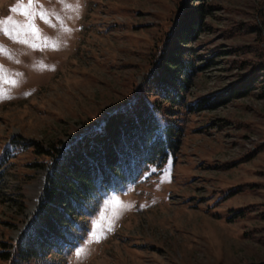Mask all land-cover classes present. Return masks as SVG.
Listing matches in <instances>:
<instances>
[{
  "label": "rangeland",
  "instance_id": "obj_1",
  "mask_svg": "<svg viewBox=\"0 0 264 264\" xmlns=\"http://www.w3.org/2000/svg\"><path fill=\"white\" fill-rule=\"evenodd\" d=\"M179 1L32 0L29 9V0H0V264H12L7 251L46 174L37 164L43 155L22 150L11 136L66 142L112 111L141 81ZM206 3L214 6L194 45L208 64L194 78L193 99L240 79L253 66L242 61L258 58L264 46V0ZM262 72L248 94L188 114L178 153L108 190L72 247L20 264H262Z\"/></svg>",
  "mask_w": 264,
  "mask_h": 264
},
{
  "label": "trees",
  "instance_id": "obj_2",
  "mask_svg": "<svg viewBox=\"0 0 264 264\" xmlns=\"http://www.w3.org/2000/svg\"><path fill=\"white\" fill-rule=\"evenodd\" d=\"M213 6L206 0H180L132 94L112 111L101 113L78 136L46 145L11 136L22 150L43 155L37 164L47 170L32 215L7 251L13 253L12 264L42 259L55 247H72L108 190H121L145 169L178 153L188 114L242 97L256 87L264 70L261 45L258 58L242 61L253 66L240 79L214 94L191 97L194 78L208 64L194 42ZM258 14L264 27V3ZM259 39L263 41L262 35ZM259 93L264 96V89Z\"/></svg>",
  "mask_w": 264,
  "mask_h": 264
},
{
  "label": "snow or ice",
  "instance_id": "obj_3",
  "mask_svg": "<svg viewBox=\"0 0 264 264\" xmlns=\"http://www.w3.org/2000/svg\"><path fill=\"white\" fill-rule=\"evenodd\" d=\"M31 5H32V0H29V4H28V8L30 9L31 8ZM14 10H16V9H14ZM24 14L25 15H29V12L28 11H25L24 12ZM33 15H35V14H33ZM39 16H40V19H42V20H44V22L45 23H50V21L48 20V18H47V14H45V13H39ZM29 28H30V30L34 33V34H36V35H38L39 34V30L36 28V26H35V24L34 23H32V22H30V24H29ZM24 42H27V41H24ZM36 45H33V47H35ZM54 47L56 46V45H53ZM5 50L3 49V48H0V52H4ZM0 72H3V68H2V66H0ZM3 82L4 83H9V81L7 80V79H3ZM11 83H15V81H11ZM0 98H6L4 95H0ZM114 203V205L116 206V207H120L121 205H120V202L119 201H114L113 202ZM126 207V206H125ZM104 218L102 217L101 218V220H103ZM102 225H97V227H101ZM109 230H110V228H109ZM93 235L95 236L96 234L95 233H93ZM98 238V237H97ZM84 249L83 248H81L78 252H77V256L79 257V256H82L83 254H84Z\"/></svg>",
  "mask_w": 264,
  "mask_h": 264
},
{
  "label": "bare ground",
  "instance_id": "obj_4",
  "mask_svg": "<svg viewBox=\"0 0 264 264\" xmlns=\"http://www.w3.org/2000/svg\"><path fill=\"white\" fill-rule=\"evenodd\" d=\"M40 192V190L38 191V193Z\"/></svg>",
  "mask_w": 264,
  "mask_h": 264
}]
</instances>
